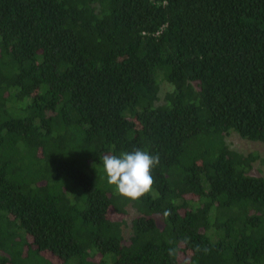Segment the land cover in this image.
<instances>
[{"label": "trees", "instance_id": "obj_1", "mask_svg": "<svg viewBox=\"0 0 264 264\" xmlns=\"http://www.w3.org/2000/svg\"><path fill=\"white\" fill-rule=\"evenodd\" d=\"M231 133L264 147V0H0V264H264ZM137 148L131 199L100 157Z\"/></svg>", "mask_w": 264, "mask_h": 264}, {"label": "clouds", "instance_id": "obj_2", "mask_svg": "<svg viewBox=\"0 0 264 264\" xmlns=\"http://www.w3.org/2000/svg\"><path fill=\"white\" fill-rule=\"evenodd\" d=\"M107 183L120 196L137 199L154 185L151 170L160 162L158 154H150L142 149L121 152L119 155L104 154L100 157Z\"/></svg>", "mask_w": 264, "mask_h": 264}, {"label": "rangeland", "instance_id": "obj_3", "mask_svg": "<svg viewBox=\"0 0 264 264\" xmlns=\"http://www.w3.org/2000/svg\"><path fill=\"white\" fill-rule=\"evenodd\" d=\"M166 86L162 87L161 94L164 91ZM159 94V96L161 95ZM225 143L230 149H233L240 153H249L251 151L256 152L260 158L264 157V147L261 143L256 141H250L247 139H243L239 137L235 133H231L228 135H225ZM254 169L250 171L252 174H264V165L259 163V160H256L253 164ZM258 170V171H257ZM134 215V211L132 209H128L127 215L124 218L125 225H123V235L126 238L129 234V224L130 219Z\"/></svg>", "mask_w": 264, "mask_h": 264}]
</instances>
